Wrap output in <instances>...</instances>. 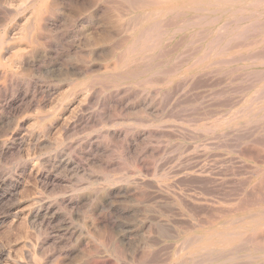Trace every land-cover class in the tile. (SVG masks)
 <instances>
[{
    "label": "rangeland",
    "instance_id": "374dc122",
    "mask_svg": "<svg viewBox=\"0 0 264 264\" xmlns=\"http://www.w3.org/2000/svg\"><path fill=\"white\" fill-rule=\"evenodd\" d=\"M217 1L0 0V264H264V0Z\"/></svg>",
    "mask_w": 264,
    "mask_h": 264
},
{
    "label": "bare ground",
    "instance_id": "6f19581e",
    "mask_svg": "<svg viewBox=\"0 0 264 264\" xmlns=\"http://www.w3.org/2000/svg\"><path fill=\"white\" fill-rule=\"evenodd\" d=\"M137 1V0H136ZM141 1V0H140ZM164 1H166V0H164ZM169 1H171V0H169ZM185 0H183V2H184ZM190 1V0H189ZM196 1V0H195ZM215 1H217V0H215ZM222 1V0H221ZM226 1V0H225ZM130 2V1H129ZM143 2V1H142ZM168 2V1H167ZM182 2V3H183ZM218 2V1H217ZM162 3H166V2H163L162 1ZM170 3H172V2H170ZM175 3H177V2H175V0H174V3H173V5L175 4ZM197 3H198V1H197ZM158 4V3H157ZM190 4H191V2H190ZM178 5V4H177ZM176 5V7L178 8V6ZM184 5V4H183ZM186 5V4H185ZM199 5V4H198ZM218 5V4H217ZM205 6V5H204ZM182 7V6H181ZM174 8V7H173ZM170 9V8H169ZM181 9V8H180ZM203 12V11H202ZM135 28V27H134ZM241 32V31H240ZM225 38V37H224ZM215 40V39H214ZM232 41V40H231ZM213 49V48H212ZM135 51V50H134ZM252 61H254V60H252ZM233 63V62H232ZM143 76V75H142ZM153 84V83H152ZM263 97V96H262ZM264 202V201H263ZM243 213V212H242ZM232 238H234V237H232ZM205 245V244H204Z\"/></svg>",
    "mask_w": 264,
    "mask_h": 264
}]
</instances>
